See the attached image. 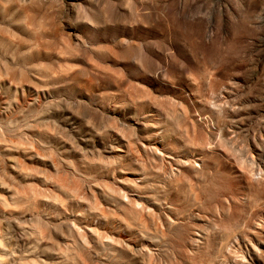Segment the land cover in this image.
Returning a JSON list of instances; mask_svg holds the SVG:
<instances>
[{"label": "rangeland", "instance_id": "1", "mask_svg": "<svg viewBox=\"0 0 264 264\" xmlns=\"http://www.w3.org/2000/svg\"><path fill=\"white\" fill-rule=\"evenodd\" d=\"M0 264H264V0H0Z\"/></svg>", "mask_w": 264, "mask_h": 264}]
</instances>
